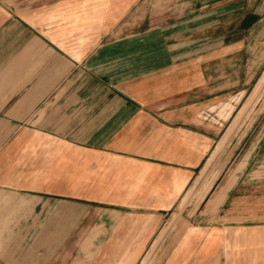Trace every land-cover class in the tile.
<instances>
[{
	"label": "crops",
	"instance_id": "obj_1",
	"mask_svg": "<svg viewBox=\"0 0 264 264\" xmlns=\"http://www.w3.org/2000/svg\"><path fill=\"white\" fill-rule=\"evenodd\" d=\"M139 1L0 0V264H137L223 138L202 114L264 73V0L126 34ZM167 264H264V221L203 216Z\"/></svg>",
	"mask_w": 264,
	"mask_h": 264
},
{
	"label": "rangeland",
	"instance_id": "obj_2",
	"mask_svg": "<svg viewBox=\"0 0 264 264\" xmlns=\"http://www.w3.org/2000/svg\"><path fill=\"white\" fill-rule=\"evenodd\" d=\"M176 4V0H140L125 20L127 24L124 26L123 32L126 34L130 30L141 32L147 28L162 25L164 23L161 20L162 13L175 16L178 14ZM134 17H137L136 24H132L131 21ZM137 24L138 26H136ZM252 88H254L253 85L244 98L241 100L239 98L231 99L232 102L223 108L225 111L230 106H232V110L234 108L233 112L230 111L232 114L227 121H222L218 115L216 116V110L210 111V108L217 104L207 108L202 114V118L209 119L212 123L221 124L222 133L219 140L223 138L217 146L214 145L212 151L207 155L197 179L192 183L191 187L197 181L199 182L196 185V190L195 187H190L180 205L175 207V212L164 216L162 224L155 232L153 241L160 231L165 229L166 234L161 243L159 242L154 248L151 264H167L169 256L182 238L184 231L197 226L203 216H207V219L211 221L218 219L236 221L251 216H256L257 220L264 221V93L257 102L244 107L251 95ZM216 150L217 154L209 167L203 171V174L206 172V175L202 176L204 180L201 181L199 178L201 172ZM230 153L231 155L217 179L223 163ZM249 153L251 155L249 166L245 169L242 166L233 176L229 177L235 164L243 157L247 158ZM238 172L240 177L237 186H232L235 174ZM244 178L246 179L245 185L241 189L244 192L235 196V189L241 184V181L245 180ZM231 186L232 190L228 193ZM222 187L226 189L222 193L219 203L212 210L207 209L210 198L217 194ZM152 243L146 247L137 264L148 253ZM73 248L76 249L75 246Z\"/></svg>",
	"mask_w": 264,
	"mask_h": 264
},
{
	"label": "bare ground",
	"instance_id": "obj_3",
	"mask_svg": "<svg viewBox=\"0 0 264 264\" xmlns=\"http://www.w3.org/2000/svg\"><path fill=\"white\" fill-rule=\"evenodd\" d=\"M262 93H264V73H262V75L259 78L257 84L254 86V88H253V90L251 92V95L248 98V101H247V103L245 104L244 107H247L248 105L257 102L258 99L260 98V96L262 95ZM231 110H232V106H230L227 111H225L223 109V110H221L218 113V116L222 119V121H226V119H227V117H228V115H229ZM216 154H217V150L214 151L213 155L208 159L205 167L203 168V171L206 170V168L209 167V165L212 162V159H214ZM203 171H202L201 178H202V176H205V174H206V172H205V174H203ZM165 234H166L165 229L163 231H160V233L158 234V236L156 237V239L152 243L150 250L148 251V253L144 257H142V259L140 260L139 264H151L150 261H151V256L153 254V250L156 247V245H158L159 242L161 243V240L164 238Z\"/></svg>",
	"mask_w": 264,
	"mask_h": 264
}]
</instances>
